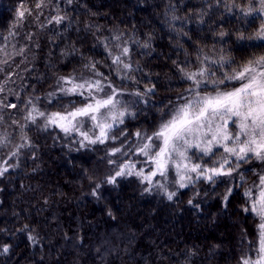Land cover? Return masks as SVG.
Listing matches in <instances>:
<instances>
[{
    "label": "trees",
    "instance_id": "obj_1",
    "mask_svg": "<svg viewBox=\"0 0 264 264\" xmlns=\"http://www.w3.org/2000/svg\"><path fill=\"white\" fill-rule=\"evenodd\" d=\"M21 3L30 11L17 20ZM246 6L247 0H0V101L16 105H0V167L10 166L0 176V247L11 245L0 264H241L242 257L256 258L259 218L243 210L247 189L254 199L250 162L215 182L194 176L187 187L177 184L169 200L134 174L107 183L118 165L110 163L105 144L82 145L78 133L45 128L43 118L24 119L29 100L46 114L81 106L82 98L65 95L60 87L70 85L58 81L98 79L95 64L123 90L121 108L134 114L124 117L127 135L155 130L191 86L179 69L196 71L204 55L239 64L264 53L261 41L236 39L240 31L254 36L264 22L245 21L240 8ZM57 15L65 18L59 24ZM221 31L228 35L220 37ZM122 47L130 50L122 59L131 70L112 64L109 51L120 55ZM153 86L143 98L132 94ZM127 96L135 106L126 104ZM82 131L95 135L87 121Z\"/></svg>",
    "mask_w": 264,
    "mask_h": 264
},
{
    "label": "snow or ice",
    "instance_id": "obj_2",
    "mask_svg": "<svg viewBox=\"0 0 264 264\" xmlns=\"http://www.w3.org/2000/svg\"><path fill=\"white\" fill-rule=\"evenodd\" d=\"M67 2L71 4L72 0ZM222 2L223 0H216L217 4ZM37 7L40 5L38 4ZM236 7L239 8L238 5ZM19 8L17 20H22L25 13L30 10L25 9L22 3ZM228 10L231 12L230 7ZM240 11L245 21L250 16L264 21V0H247V6L240 8ZM64 19L59 15L54 18L57 24ZM173 19L178 18L173 17ZM219 35L223 38L228 33L221 31ZM115 39L119 40V37ZM236 39L264 41V22L259 25L254 36H246L240 31ZM144 47L148 45L145 44ZM129 52L128 47H122L120 55H113L109 51L112 64L118 66L117 71L119 66L131 70V65L122 59L127 57ZM197 59L200 60V67L196 71L186 72L184 69H179L183 72L184 78L191 81V86L186 89L187 94L178 97L181 102L169 109L168 118L162 119L151 135L140 131L133 134L137 139H143L144 142L137 154L146 157L145 163L150 164L151 170L145 174L143 169L133 171L134 163H123L117 166L118 170L107 179V183L116 184L118 177L134 174L142 181L152 184L157 176L166 180L171 169L178 177L176 183L180 188H184L194 182L192 174H195L196 180L215 182L217 177H231L238 171L241 163L247 164L252 159L264 163V54H253L239 64L234 58L224 55H220L215 60L207 55ZM3 62L7 63L6 60ZM225 66L228 70L222 71ZM90 67L94 75L100 78L76 82L73 77H61L58 81L63 85H70V87H60V91L65 95H78L82 98L81 106L64 112L46 114L29 100L25 107H30V110L24 119L34 124L38 117L43 118L45 128L58 127L69 135L78 133L83 138L82 145L83 141L89 144L115 141L118 138L116 129L124 123V117L134 114L126 107H120L121 102L117 96L123 95V90L116 89L103 73L95 71V64H91ZM217 72H220L219 77L216 76ZM106 88L107 92H105ZM3 91L4 87L0 85V92ZM154 91L155 86L147 88L146 93L137 91L132 94L143 98L147 93ZM0 105H3V101H0ZM3 106L16 108L15 104ZM86 121L90 123V131L95 133L94 137L89 135V131H82ZM119 135L127 134L123 129H119ZM193 148L198 151L199 156L196 153L189 155V151ZM216 150H220L218 158L210 159L206 163L193 161L194 156L198 161H202L204 157H216ZM117 153L126 155L120 147L113 148L109 155L115 156ZM12 155L16 153L13 152ZM4 164H7V161H4ZM209 164L212 166H208ZM9 167H0V176H3ZM257 179L258 184L255 187L258 188V196L253 199L252 189H247L244 195L248 197L246 202L248 206L243 209L259 218L257 255L255 259L251 256L242 257L241 264H264V174L257 173ZM157 186L165 191L169 200L176 195L175 192H168L163 183L157 182ZM229 195L231 189L224 196L225 202ZM28 239L35 240L31 235ZM10 247L11 245L4 244L0 247V254L9 253Z\"/></svg>",
    "mask_w": 264,
    "mask_h": 264
},
{
    "label": "rangeland",
    "instance_id": "obj_3",
    "mask_svg": "<svg viewBox=\"0 0 264 264\" xmlns=\"http://www.w3.org/2000/svg\"><path fill=\"white\" fill-rule=\"evenodd\" d=\"M261 42H262V44H264V41H261ZM258 55H260V54H258ZM124 99H126L125 100L126 104L130 103L131 106H135L134 98L127 96V98H124ZM158 126L159 125H157V127ZM123 127L124 126L122 125L119 127V129H122ZM230 127H231V125H230ZM119 129L116 132V134L118 135V138L115 141L108 140L106 143H104L108 147V153H110V151L116 147L122 148L123 152L126 153V155H122L121 153H117L115 156L110 155L111 158L116 161V163H114L113 166L122 165L123 163L132 162V163L138 165L140 170L143 169L145 173H148L151 170V166H150V164L145 163L146 157H144L143 155L137 154L139 147L142 146V143L144 142L143 139L142 138H140V139L132 138V137H129L128 135H126V136L119 135ZM123 130L125 132V127ZM153 131L154 130H152L150 132L147 130H143L141 132L142 133L147 132L149 135H151V133ZM125 133L127 134V132H125ZM192 153H196L197 156L200 155L195 148H193L189 151V155H192ZM219 154L220 153H216V155L218 157H219ZM193 161L194 162H200L196 159V156L193 157ZM205 162L206 161L201 162V163H205ZM208 166H212V165L209 164ZM247 167H248V169H250L247 171H252L251 179H252V177H254L252 179V183H253L252 185H253V189H254V199H255L258 196V188L255 187V185L258 184L257 173L264 174V163L257 161L255 159H252L250 161L249 166H247ZM192 176L194 177L195 174H192ZM177 179H178V177H176L174 171H172L170 169L168 177L166 180L157 176L153 179V182L150 185H152L154 192H156L159 195H164V194H166L165 191L157 186V182L163 183L166 186L167 191L171 192V191H173L174 187H176V185L178 184V183H176Z\"/></svg>",
    "mask_w": 264,
    "mask_h": 264
}]
</instances>
